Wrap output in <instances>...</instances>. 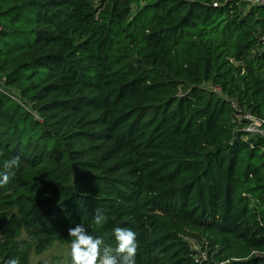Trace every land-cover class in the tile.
<instances>
[{
    "label": "trees",
    "instance_id": "trees-1",
    "mask_svg": "<svg viewBox=\"0 0 264 264\" xmlns=\"http://www.w3.org/2000/svg\"><path fill=\"white\" fill-rule=\"evenodd\" d=\"M263 34L246 0H0V264L76 224L130 228L136 264H264V135L238 120L264 117Z\"/></svg>",
    "mask_w": 264,
    "mask_h": 264
},
{
    "label": "clouds",
    "instance_id": "clouds-1",
    "mask_svg": "<svg viewBox=\"0 0 264 264\" xmlns=\"http://www.w3.org/2000/svg\"><path fill=\"white\" fill-rule=\"evenodd\" d=\"M20 166V158L12 157L0 171V186L7 185L14 175V169ZM100 222L101 216H96ZM71 237V264H136L138 248L137 234L127 227H116L113 230L115 247L106 245L103 238L90 234L82 224L68 229ZM3 264H19L16 258H9Z\"/></svg>",
    "mask_w": 264,
    "mask_h": 264
},
{
    "label": "rangeland",
    "instance_id": "rangeland-1",
    "mask_svg": "<svg viewBox=\"0 0 264 264\" xmlns=\"http://www.w3.org/2000/svg\"><path fill=\"white\" fill-rule=\"evenodd\" d=\"M193 250H198V245L189 240ZM71 242L69 243H58L54 242L47 250L41 254L31 252L29 256V264H37L38 262L43 264H66L67 257L70 253Z\"/></svg>",
    "mask_w": 264,
    "mask_h": 264
},
{
    "label": "built area",
    "instance_id": "built-area-1",
    "mask_svg": "<svg viewBox=\"0 0 264 264\" xmlns=\"http://www.w3.org/2000/svg\"><path fill=\"white\" fill-rule=\"evenodd\" d=\"M249 5L252 6H263L264 0H246ZM261 44L264 46V34L260 38ZM214 91L220 92L218 87H213ZM238 120L241 125V129L251 134L264 135V117L258 118L250 113H240Z\"/></svg>",
    "mask_w": 264,
    "mask_h": 264
}]
</instances>
